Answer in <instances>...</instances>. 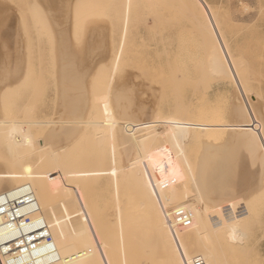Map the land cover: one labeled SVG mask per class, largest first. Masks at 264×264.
<instances>
[{
	"label": "bare ground",
	"instance_id": "obj_1",
	"mask_svg": "<svg viewBox=\"0 0 264 264\" xmlns=\"http://www.w3.org/2000/svg\"><path fill=\"white\" fill-rule=\"evenodd\" d=\"M47 1L48 2L50 1L51 4L53 5V7L56 6L53 8L54 10H57V11L60 10L59 16L62 17L64 14H66V7H67V2H68L67 0H47ZM126 1L129 2V0H125V2ZM145 1L152 3V4H154V2H156V0H145ZM162 1L164 2V0H161V1H159V3ZM197 1L180 0L178 2H182V5H185V7L187 9H189V12H187V13H190V16H191L192 22L191 21L190 22H191L192 31H194L195 33L198 32V33H200V35H202L203 46L205 47L204 49H206V50H204V52L206 51L205 53H207L205 59H207L206 61L209 63V65H207L208 64L207 62H206L207 64L204 65L203 62L201 61V63H202L201 68H202V66L205 67L203 69H204V71H206V66H207V67H209L208 71H211V70H209L211 67L214 75L217 74L219 77L224 76L226 78V76H228L229 72L227 73V75L225 73L228 70H232L230 72L232 75V74H234V73H232V72H234L233 69H235V73H236V71H237L236 69L239 68V65H241V64H237L238 61H237V63L235 62L236 60H234L231 52L229 51V48L227 47V43H226L227 42L226 37L224 35H222V33H220L223 31L222 28L220 26L217 27L218 22H217V17L215 14L216 12L212 11L213 9H211V4L209 5V3L207 4V2L204 3V2H201L200 0H199L200 4H198ZM50 2H49V4H50ZM178 2H176V3H178ZM165 3H167V2L165 1ZM165 3H163V4L165 5ZM109 4H108V6H109ZM143 4H144V2H143ZM169 4L171 5L169 8L174 6V5H172L171 2H169ZM99 5H100V3L95 6L96 8L92 7V5L90 7L88 6L89 8H87V5H85L87 8L86 11H84V8H83V10L81 8L82 11L79 10L78 8H76V9H74V11H76L77 9H78L77 12L81 11L83 13V11H84L83 15H85V12H86L85 16H87L89 14L92 15V13H90V12L87 13L88 9H89V11H91L90 8H92L93 10H95V12L96 11L99 12L98 16H96V20H98L97 17L101 16L99 14H105L104 13L105 9L102 10L103 13H101L100 10L98 11V8L101 9L100 8L101 6L99 7ZM164 5H163V7H165ZM93 6H94V4H93ZM166 6H167V4H166ZM50 7H51V5H50ZM8 8L9 7H7L5 11H7ZM176 8H173V9L171 8V9L176 10ZM115 9L116 8H114V10ZM177 10L180 12L181 8H179ZM183 10H185V9H183ZM183 10H182V12H183ZM16 12H18V14H19L20 11H16ZM81 12L77 13L78 16H80ZM171 12H173V11H171ZM179 12H177L178 15H182V13L181 12L179 13ZM113 13L115 14V11H113ZM175 13H173V14H175ZM0 14L3 15L2 12H0ZM18 14L16 13V15H18ZM75 14L73 13V16ZM93 14H94V16H91L90 19H93V18L95 19V15H97V13H93ZM118 14H119V12H118ZM162 14H164V13H162ZM29 15H30V18H32L30 13H29ZM76 15L74 16V18H76ZM83 15L81 16L82 18L84 17ZM147 15H149V14H147ZM154 16L156 17V9H155V15ZM12 17L14 18L15 16L12 15ZM19 17H21V15ZM22 17H23V15H22ZM102 17L104 18L103 15H102ZM147 17H149V16H147ZM184 17H182V18H184ZM186 18H188V17L186 16ZM33 19H34V17H33ZM80 19L81 18H79V20H77V21H79L82 25L83 23L81 21L84 19H82V20H80ZM111 19H113V18L111 17ZM100 20L101 19H99V21ZM119 20H121L120 24L118 25V30H119L120 34H119V42H118V45L116 47L114 45H112L111 49H107V46H108L107 43L102 44V42H100L97 46L94 43V46H96V51H95L96 58L92 64V66H94L95 68L92 67L91 69L94 68L95 72L93 71L94 69L90 70L91 65L88 64V63H90L89 60L86 61V59H85L86 62L84 61L83 64H81L82 62L77 60V58H76L77 61L73 60V57H71L72 52H70L68 50V48L70 49V46L72 44L70 43V45H67V44H69V43H67V41H69V40L71 41V39H72V38L69 39L70 36L68 34L70 31L67 32L68 33L67 34L66 30H65L66 28L64 29V31L58 29V30H60L57 32L58 35L62 33L61 34L62 35L61 40L63 39V43H61V44H63L64 49L59 50L57 52L61 51L62 55H60L61 53L60 54L58 53L60 56H63L65 59L70 57L71 60H73L74 62L70 61V59L68 58V60L67 59L64 60L66 62L65 63L63 61L64 58L61 59L59 57V59H61V61H62L61 64L63 63L64 65L62 66L61 69L58 67V69L61 70V72L59 74L61 76V77L59 76L61 79L60 80L61 82H59V79H55V81L57 80L59 83H61L60 89L62 90L61 91L57 88V85L59 84L58 83L56 85V88L59 91H61L62 94H60V92L58 91V94H59L58 97H61V98H59L60 102H59L58 107L57 108L55 107L56 108V114H57V117L55 120L48 122L46 120L39 119V117L34 118V119H30L31 117H29V116L31 115V113H28L29 116L26 115L28 117L23 115L30 120H23V119H22V121L18 120L17 116H12V115H9L6 112H4V105L2 106V102L0 101L1 102L0 105H1V107H3L2 108L3 110L0 109V209H4L5 206L8 204V202L10 200L9 195H10L11 190L16 189L18 187H28L31 189V193L35 196V198L38 200L39 204L41 205V213L45 217V219L48 223L50 232H51V237L48 240H45L42 242L34 239L33 237H26V238L20 240L18 242L14 252H12L11 254L10 253H8V254L1 253V250H0V264H150V263H152V264H185V261H190L191 264H193L196 259H201L203 261V264H208L209 259L210 260L214 259V258H212L213 256L211 257V255H212V254H210L211 252H213L215 257H216V255L219 254V252H220L219 250H222V249L224 250V251H222L223 253L225 252L228 254L229 249L227 247H230L231 249L233 248L235 250V251H231L230 253L238 252L240 250L238 245L241 243L242 240H243V242L246 241L245 238H244L245 240L239 238V239H241V241L239 244H236V247L234 245L231 246L233 243L228 244L227 240L224 241L227 233L225 234L224 233L225 230L223 231L221 229L222 230L221 231L219 229V228L223 227V225H221L222 221L220 222L218 220H220L221 217H223V218L225 217V219H226V218H228V216L230 217V215H232L233 217L234 216L236 217L240 212L242 213V208H241L240 204L243 202H246V201L249 203L250 199H248V196L251 194H248V193L250 191H252L251 193H253V196L251 195V199L254 200L256 195H254L255 193L253 191L255 189L259 190L258 185L264 183V178L261 177L262 175H264V173H263L264 172V170H263V168H264V155H263V159H260L258 157V155H259V152L261 151V149H260V151L257 149L258 145H260V147H261V145L264 146V137L261 138V141L257 142L258 136L260 137L261 134L264 133V130L261 128H258L257 131L254 130V131H256L255 132L256 135L251 136L249 133L245 132V131H248V130H246V129H248V128H246L248 126V124L246 123L248 120H246V122L244 121V119H245L244 117L248 114L256 116V117L259 114L258 111H256V109H255V108H258V105H255L256 107L255 106L253 107V105L255 103V99H253L252 96H254L256 93L254 95H250L251 92H248V90L246 89L247 86H246V88L244 86L245 90H247L245 92L249 93L248 94L249 96L248 95L244 96L245 92L243 93L244 90L241 87V86H243V84H240L241 86H239V84H237V86L242 88V92L240 91L241 88H239V91L238 90H236V91H238V93L240 92L242 100H244L246 102V104L241 105V103H237V102H236V104H234L235 106L233 105V103L231 104L234 106V107L232 106V110H231V114H232L231 116H233L232 120H222L218 115H215V114L212 116H209V117L203 116L202 114H200L198 116H190L189 117L190 114H189L188 110L185 112L186 115L189 114L188 117H184L186 115H185V113H184V116H183V113L181 115V112L179 111L180 109L179 110L177 109V113H179V112L180 113L175 115V116H172V117L171 116L163 117L160 114L153 117L152 114H155L154 113L155 110L154 109L152 110L151 107L149 108L148 106H145V105H142L140 107L138 106V108H136L137 110H134V107L137 106V104H135V101H137V98L139 96L134 95V94H136V93H134V87L131 89L129 87V89H127L126 85H128L130 83L129 82L130 80L128 79L129 83L126 82L127 84L123 83V85H125V86H123V85L121 86V84H119L118 87H126L125 89L119 88V90H118L116 88L117 89L116 90L114 87L111 86V82L113 81V79L117 78L119 75V74L117 75L116 74L117 72H115V71L118 69V67L121 63L127 41L129 39L131 32H132V29H133V22H134L133 21L134 20L133 19V7L129 10L127 8V14L126 15H125V13H121V19H119ZM2 21H3L2 18H0V23ZM18 21H21L20 24L23 22V20H19V19H18ZM25 21H27V20H25ZM73 21H74V24H72V25H73V28L75 29L73 32H75V33L74 34L72 33L71 35H76L77 34L76 28L78 27V26H76V24H78L79 22H77L75 19H73ZM108 21H106V22H108ZM86 22H84V24ZM91 22H89V23H91ZM144 22H146V21H144ZM157 22H158L157 20L154 21V19H153L152 27H154L156 24H158ZM7 23H8V21H7ZM9 23H11V22H9ZM32 23H33V20H32ZM38 23L41 24L40 20L38 21ZM38 23H37L36 28H38ZM60 24H62V23H60ZM159 24L157 26H159ZM21 25H19V26H21ZM33 25H34V29H36L35 28L36 24L33 23ZM74 25L76 28L74 27ZM96 25H98V24H96ZM99 25H100V23H99ZM147 25H148L147 22L144 23V26H145L144 30H146L148 28ZM22 26H24V24ZM89 26L91 28V24ZM81 27L83 29L81 33L84 34V29H87V28L85 26H81ZM83 27H85V28H83ZM102 27H104V26H102ZM93 28H94V26H93ZM163 29H165V27ZM2 30H3L2 32L4 34L8 35L9 37L13 34V27L10 24H6V26ZM153 30H154V28H153ZM94 31H95L94 34L96 35V37L100 36L101 34L103 36L101 27H95ZM192 31H190V33H192ZM25 32H26V30H25ZM112 32H113V28H112ZM141 32H143V31H141ZM217 32H219L220 34H218ZM78 33H79V31H78ZM170 34L171 33L164 34V37H169ZM223 34H224V32H223ZM25 35H27V34H25ZM25 35H23V36L25 37ZM24 37H22V38H24ZM67 37H68V40H67ZM73 37H75V36H73ZM77 38H76V40H77ZM11 39H12V37H11ZM59 39L60 38L58 37V40ZM12 41H13V39H12ZM167 41H169L168 38H167ZM22 42H23V40H22ZM57 42L55 43L56 46L59 45ZM59 42H61V41H59ZM106 42H108V41H106ZM72 43H73V41H72ZM1 45L5 46V44L3 45L2 43H1ZM1 45H0V47H1ZM25 45H26V42H25L23 48L25 47ZM27 45H26V47H27ZM26 47H25L24 51H26V49L28 48V47L27 48ZM58 47H57V49H59ZM1 49H0V51L3 50V49L2 50ZM24 51H23V54H24ZM3 55H5V54H3ZM25 55H24V58L23 57L22 58L24 59L23 61H25V63L27 64V62L25 60ZM2 57L0 59H4ZM26 57H27V55H26ZM167 58H169L168 55H167ZM74 59H75V57H74ZM236 59L238 60V58H236ZM5 60H6V58L4 60H0V62L3 63ZM105 60L106 61L108 60L112 64V67L110 64L111 68L109 70H110V72L112 70L113 73L111 72L110 74L114 75V73H115L116 75H114V77H113V75L112 76L109 75L108 80H104V81L110 82L109 86H108V84L103 85L105 87H108V88H105L106 90L104 88H102L103 86L101 84H98V86H95L97 88L96 89L93 85H97V83H100V82H98V81L96 82L94 80L98 79L100 77L99 74L102 75L106 70L105 68L108 67V66H106L104 68L103 64H101V65L104 69L102 67L96 68V66H98L99 63H101ZM54 61L55 60H53V62ZM78 61H79V63H78ZM243 61L244 60L242 59V65L245 64V63H243ZM75 62H76V64L77 63L81 64L79 67L77 64V69L75 68V65H76V64H74ZM58 63H60V62H58ZM24 64H22V65L24 66ZM54 64H53V66H55ZM61 64H59V65H61ZM106 64H109V63H106ZM121 65H122V63H121ZM123 65H124V63H123ZM237 65H238V67H237ZM2 66H4V65L2 64ZM23 66H22V68H23ZM243 66H245V65H243ZM243 66L241 67L242 69H243ZM39 67H40V65H39ZM87 67H89V68H87ZM2 68H1V70H2ZM26 68L28 70V65H27V67H25V70H26ZM241 68H239V69H241ZM96 69H101V70L98 71ZM122 69H121V71H122ZM239 69H238V71H239ZM22 70H24V68ZM25 70L23 72H25ZM54 70H55V67H54ZM174 70H176V69H174ZM58 71L59 70H57L56 73H59ZM92 71L95 74H96V71H98L99 74L98 75L96 74L97 76L95 77V79L92 76H91V78H92L91 80L89 78L90 82L93 84L91 86H93V87L90 86L88 90H92L90 88H95L97 91L100 90L101 92L99 93V91L97 92L96 90L93 91L92 93L97 92L96 95H95V93L93 94V100H92V94L87 93L88 97L91 94V100H90V97L88 98V100H86L85 99L86 94H85V91H84L82 86H87V85H84L83 82L86 79L88 80V77H90ZM121 71H119V72H121ZM124 71L125 70H123V72ZM204 71L202 73V76L205 73ZM247 71H248V69H247ZM18 72H19V70H18ZM28 72H29V70L26 73H28ZM106 72H107V70H106ZM123 72H122V74H125ZM176 73L179 74L178 71H176ZM208 73L210 75L209 74H207V75H209V77H210L212 72L211 73L208 72ZM230 73H229V75H230ZM244 73H243V75H244ZM21 74H22V72H21ZM95 74H94V76H95ZM105 74H103L102 76H105V78H106L107 74L106 75ZM171 75H172V73H171ZM237 75H238V73L235 75L236 77L234 75H232L233 77L230 76L233 78V80L235 78L237 79L235 81V83H238V80H239ZM10 76H12V78L15 79L13 77V75H11V74H9L8 77L6 76V79H4V78L0 79V82H2V81L4 82V83L2 82L3 85H0V89H3V90H1V93H2V91L5 92L4 89H6V87L10 83L13 84V82L6 81L10 78ZM26 76H27V74H25V76H23V79L21 82L20 80H21L22 76L20 78V74H19L20 80L18 81V79H19L18 78L17 80H15V82L17 83V81H18L19 83H24L25 82L24 79ZM133 76H137V75H133ZM239 76H241V75H239ZM59 77L57 76V78H59ZM140 77L143 78V75ZM248 77H249V75H248ZM102 78L103 77H101L100 79L103 80ZM129 78H130V76H129ZM144 78H146V77H144ZM205 78H204V80H206ZM11 79H9V80H11ZM13 79L11 81H13ZM26 79H27V77H26ZM118 79H121V78H118ZM130 79L133 80L132 77ZM159 79H160V77H159ZM229 79H231V78H229ZM92 80H93V82H92ZM135 80L137 81V79H135ZM27 81H28V79H27ZM88 81H87V83H90ZM231 81H232V79H231ZM240 81L242 82V79L239 80V83H240ZM246 81H248V80H246ZM94 82L96 84H94ZM114 82L117 83L116 80ZM120 82L121 81H119V83ZM162 82L165 83V81H162ZM213 82H215V80ZM251 82H253V81H251ZM35 83L38 84L37 81ZM87 83L85 82V84H87ZM133 83L134 82L132 81L131 84L133 85ZM164 83H162V85L159 86L163 90L166 88ZM202 83H204V82H202ZM245 83H246V85H248L247 82H245ZM177 84L178 83H176V85ZM13 85H11V86L9 85L11 88L8 86L10 89H7V91L8 90H10V91H8L7 94H9L11 91H12L11 93H13L14 91L12 89H14V88H15L14 90L17 91L16 88L18 86H20V87L24 86L21 84L20 85L15 84L16 87H14ZM89 85L90 84H88V86ZM148 85H149V83H148ZM137 86H138V84L136 85L135 88L138 89ZM208 86H210V85H208ZM115 87H117V86H115ZM156 87H158V86H156ZM150 88H152V86ZM114 89H115V91H114ZM175 89H177V88H175ZM249 89H250V87H249ZM19 90H21V89H19ZM88 90L86 92H88ZM102 90H104V91H102ZM33 91L35 92V90H33ZM33 91H32V93H33ZM140 91L141 90H139V92ZM194 92H196V91L194 90ZM37 93H39V92H37ZM37 93H36V95H37ZM234 93L238 94L236 92H234ZM2 94H4V93H2ZM5 96L7 97L6 94H5ZM5 96H2V97H4V99H2L3 104L5 102L4 101ZM135 96H136V98H135ZM233 96H234V94H233ZM237 96H239V95H237ZM255 96H257V95H255ZM36 97L39 98V95L35 96V98ZM257 97H259V96H257ZM160 98H161V95H160ZM142 99H143V97H142ZM234 99H233V101H234ZM33 100H36V99H33ZM89 100L91 102L94 101V103H93L94 108H95V110L97 109L96 111L98 112V115L97 116L95 115L96 116L95 119H99L97 121L95 120L96 121L95 123L97 124L96 127H97V129H101L103 131V132H101L99 130L100 131L99 134L102 133L101 135L104 136V139L99 138V135L97 137V134H96V133H98L97 129L95 130L96 132H93L94 134H96V136H95L96 138L92 135L91 136L87 135L90 137V140H89L90 142L88 140L86 142H84L85 146L88 144V142L90 145V143L92 141L93 144H95V145L97 144L96 148L102 151V152L100 151V153L97 152L96 155H93L92 157H91V155L89 156L87 154L78 155V153H77L78 147H76L77 145L74 142L75 141L74 139L77 138L76 136L78 135V137H79L80 131L85 126V124L88 123L87 120H89V122H90V119L86 118L87 115L85 116V114H87L89 112L88 111L89 109L91 112L92 106H90V105L92 103L90 104ZM138 101H139V99H138ZM145 101H147V100H145ZM159 101H161V99H159ZM233 101H231V102H233ZM142 102H144V101H142ZM144 103L146 104V102H144ZM258 103L260 104L261 102L258 101L257 104ZM189 104H191V102ZM6 105H9V104L7 103ZM33 105H34V103H33ZM87 105H88V107H87ZM147 105H149V104H147ZM89 106H90V108H89ZM27 108H29V107H27ZM32 108H29V109L31 110ZM180 108H181V106H180ZM185 108H187V107H185ZM23 109L25 111H29V110H26L25 107ZM24 110H23V114H26L24 112ZM258 110H259V108H258ZM156 111H157V108H156ZM19 113H21V111ZM238 117H240V118H238ZM88 118H89V116H88ZM262 122H261V124H262ZM90 123L92 124V122H90ZM174 125H178L180 128L182 127V129H183V131L181 129L182 132H185V131L188 132V130L190 129V131H189L190 132V138L188 135V137H187L188 140L194 141V140L200 139L202 142L203 141H205L206 143L208 142V145H210L211 142L213 143L215 141H218L217 139L222 140V139H226V138H231V139H233V141L234 140L237 141V143L239 144V148H237L239 153L237 151H235V153H237V155L234 156V159H236V157H237L238 162L236 161L235 166L233 165L234 161H233V156L231 154H229V156L227 158H225V159L223 158L224 160H222V161L221 160L217 161L214 158H211L210 154H205L204 157L201 158L200 164H198L199 167H203V169L201 168V170L199 172V177L197 178L196 170H194L195 172L192 171V173H191V170H192L191 167H193V166H190V165L192 164V162L190 161L188 156H186L187 153L184 150L185 148H183L184 146L181 147L184 151L180 148V146H178V148H180V150H176V153L178 154V156L180 154L182 155V153H181L182 151H183V155L185 154L184 156H181L182 161L180 163H179V160H180L179 157L180 156L178 157V156H176L175 153L172 152V150H173L172 148H174V144H175L174 141H177V140H175L176 138H174V141L172 142L173 137H176V136H174V134H175L174 129L176 127ZM249 125H250V122H249ZM43 126H47L45 128L47 130H44L43 135H40L39 129H41ZM96 127H94V128L92 127V128L95 129ZM173 127H174V129H173ZM88 128H90V127H88ZM263 128H264V126H263ZM249 130H250V128H249ZM81 132H83L82 134H85L84 131H81ZM105 133L108 137L106 140H105V137H106ZM82 134H80V135L82 136ZM181 135L185 139L184 135H186V134L181 133ZM87 136H86V138L85 137L84 138L87 139ZM245 137H247L249 139H247ZM97 138L100 139L101 141L103 139L102 143L104 146L106 145L105 148H103V149L98 148L100 146L102 147V143L100 142V140L98 141ZM92 139H94L95 141ZM79 140L77 138V140H76L77 143ZM104 140L106 142H104ZM181 140H183V139H181ZM183 141H181V142H183ZM96 142H98V143L100 142L99 143L100 145H98V143H96ZM154 142L157 143V146L156 147H150V146H153V145H151V143L153 144ZM224 142L221 144V142L218 141V143H220L221 145H225ZM82 143H83V141H82ZM160 143H164V144L159 145ZM215 143H213V145L217 144V143L216 144ZM233 143H231L230 145H233ZM93 144H92V148H93V146H95ZM180 145L182 146L185 144H180ZM218 145H216V146H218ZM227 145H228V143H227ZM230 145H229V147H233ZM235 145L237 146V144H235ZM203 147H204V145H203ZM174 149H176V148H174ZM139 150L143 151V153H141V155H140V153L137 154V151H139ZM178 152H180V154ZM201 152L202 151H200V154H201ZM210 153H212V152L210 151ZM232 153H233V151H232ZM235 153H234V155H235ZM262 153H263V151H262ZM197 156H198V154H197ZM198 158H199V156H198ZM107 159H109V165L105 166L103 163ZM241 162H242V168H243L242 170H240ZM198 163H199V161H198ZM243 163L245 164L246 167L244 166ZM149 166L152 170L149 168ZM197 166H196V169H197ZM175 170L177 171L176 173L178 174V176L180 173L179 177L176 176V174H175V176L178 178V183L169 185L166 180L170 179L169 176L171 174H173V171H175ZM188 170H190V173H191V175H193V177H190L191 175H190V173H188ZM258 172H260V179L256 178V175ZM188 176H189V178H188ZM101 179H109L111 181L110 185H111L112 194H113V198H114L112 201V210H111V212L106 213V214L97 210V206L95 205V203L93 202V199H91V197H89V194H88V188H90L94 184L98 183ZM124 182L131 183L134 185L133 189L135 190V193H134L135 195H133L134 197L131 196V200H128V199L123 197V196H126V193L123 195V190L125 189V188L123 189ZM164 182H165V184H164ZM165 185H167V186L169 185V186L166 187ZM263 188H264V185H262L261 189H263ZM259 191H261V190H259ZM124 192H127V191L125 190ZM260 193H262V191L259 192V195H260ZM129 196H130V194L128 195V197ZM193 197L196 198V200H194ZM258 197L259 196L257 193L255 200ZM129 199H130V197H129ZM246 199H248V200H246ZM172 204H175V206H177L181 209L182 208L187 209L188 212H186L187 214H185V216L187 215L186 218H188L193 213L192 214L193 218H191V217L188 218V219H190V221H191V219H195V221H196L197 216L199 218V214H198L199 212L198 211H200V214H202L204 211H206V212H204V214H202L204 216H205V213H209V215H206V217L209 216L210 218L203 217V218H205L204 220H203V218H201L202 216L200 218L202 219L201 220L202 222L204 221V223H205L204 226L207 227L208 224H210V226L208 225L210 228L212 226L213 233L211 234V232H212L211 229H210L211 232L208 229V231H209L208 233L211 236L213 235L212 236L213 239L211 238V236H210V238L213 240L212 242L216 244V245L215 244L214 245H215L216 251L217 250L219 251V252L217 251L218 254L215 255L216 251L214 249L212 251L213 245L212 244L210 245L211 239L208 238L207 232H206L207 237H205L206 234L203 235L205 230H204V227L202 226V222L199 221L200 218L197 219V221L199 223L196 221V223H198V226L195 224V221L194 222L191 221L192 223L186 221L187 224L191 223L192 225L190 224L191 228L187 227V231L185 230L184 233H186V232L188 233L189 230H192L193 233L191 231L190 232L192 235L194 234L192 237L190 234L189 239L191 238V241L190 240L189 241L191 243L190 242L188 243V241L186 240L188 238L185 237L186 235L183 236V234H184L183 230L184 229L181 228L182 224L178 225L179 223L176 220V217L174 216L176 213L174 212L175 211L173 209L174 205H172ZM171 205H172V207H171ZM249 205H251V204L249 203ZM247 207H248V204L246 205V208ZM168 208H170V210H168ZM171 209H173L174 211ZM190 210H191V212L189 214ZM172 212H174V214ZM234 213L237 215H234ZM226 214H227V216H225ZM176 215H178V214H176ZM206 219H209V220L212 219V220L209 221ZM225 219L221 218V220H224V222H225ZM184 220H186V219H184ZM205 220H206V222H205ZM234 220H232V221H234ZM238 220L236 223H238ZM180 221H181V219H180ZM207 221H208V224H207ZM214 221H216V222H214ZM232 221H231V223L233 224ZM218 222L220 223V227H219ZM194 224L197 226V229H198L197 231H196V229H193V228H196ZM239 224L241 225L243 223H239ZM193 225H194V227L192 228ZM213 225H214V227H213ZM217 225H218V227H217ZM235 225H238V224H235ZM215 226L217 227L216 230L219 229V231H221V232H219L218 230L216 231ZM241 226H240L238 231H240L242 233L245 227L243 228L244 225L242 227ZM228 227H226V228H228ZM224 228H225V226H224ZM237 228H238V226H237ZM241 228H243V230H241ZM199 229H202L203 233L201 232L202 230H199ZM247 230H248V227H247ZM247 230L245 228V231H247ZM198 231L200 232V234L202 233L201 236H203L204 238L200 239V237H199L200 235L198 234L199 233ZM229 231L233 232L232 234H234V232L236 230H233V231L229 230ZM196 232H198V233H196ZM230 232H229V234H230ZM221 233L224 235V238H223V235ZM245 233L246 232H244V234ZM197 234H198V236H197ZM216 234L218 235L217 237H216ZM237 234L239 235V237H242L244 235V234L243 235L241 234L242 236H240L239 232ZM214 235H215V237H214ZM219 235H222V236H219ZM235 235H236V233L232 237L237 238L238 235L236 237H235ZM180 236H183V237L180 238ZM187 236H189V235H187ZM194 236H196L197 239L194 238ZM198 237H199V240H198ZM205 238H207L208 240H206ZM221 238H223L224 240ZM194 239L198 240L199 244L202 246L201 248H198L199 244L197 242H195L196 240L194 241ZM209 239H210V241H209ZM192 240L195 243L194 246H192V244H193ZM200 240L205 241L204 242L205 247H207V246L212 247V248L209 247L211 252L209 251V253H208L209 249L203 251L202 248H204V246ZM231 240L228 239V242L231 243L230 242ZM235 240H233L234 243H238V238H237V242H235ZM215 241H217L220 244L222 242L224 245L221 244L219 246V244H217V242H215ZM207 243H209V244H207ZM226 244H227V247H226ZM200 245H199V247H200ZM224 246H225V248H223ZM237 247L239 248V250L237 249V251H236ZM242 247H244V244L242 245ZM200 249H202V250H200ZM223 253L220 252L221 255H218L215 258V260L217 258L218 259L220 258L219 260L217 259L218 261L216 260L218 262L217 264H231L229 262V260L226 259V257L222 256ZM207 255H210L209 258H207L208 260L206 259ZM220 256L223 257L222 258L223 260L221 259ZM239 256H240V254H239ZM216 261L214 262V260H213V263H212V261H210L209 263L210 264H216ZM245 264H246V262H245Z\"/></svg>",
	"mask_w": 264,
	"mask_h": 264
},
{
	"label": "rangeland",
	"instance_id": "obj_2",
	"mask_svg": "<svg viewBox=\"0 0 264 264\" xmlns=\"http://www.w3.org/2000/svg\"><path fill=\"white\" fill-rule=\"evenodd\" d=\"M67 1L68 2H67V7H66V14H64L61 17V16H59L60 15V12H59L60 10L59 11L54 10L53 8L56 7V6L53 7L51 2L49 1L50 2V4H49V2L47 0H0V5L2 6V7L0 6V9L2 10V11L0 10V12L3 13V15L0 14V18H2V20H3L1 22L2 24L0 23V42L3 45L5 44V46H2L1 43H0V45H1L0 49L1 48L3 49V50L1 49L2 51H0L1 52L0 53V58L2 56H3L2 58H4V59L6 58V60H5L6 62L5 61L3 63L0 62V67L2 66V64L4 65V66H2L3 68L1 67L2 70L0 68V70H1L0 71V79L1 78L6 79V76L8 77L9 74H11V75H13V77L15 79H13L12 76H10L9 79L12 78L13 81H11L12 79L9 80L8 78H7L8 80H6V81L13 82L14 85L10 83L9 84L10 86L13 85L14 87H16L15 84L16 85H20V84L24 85L23 87L21 86L22 88L20 86H18L16 88L17 91L14 90L15 88L12 89L14 92L11 93L12 92L11 91L9 94H7V92L10 91V90L7 91V89L11 88L9 85L8 86L10 88L7 86L6 89H4L5 92L2 91V93H4V94L1 93V90H3V89H0V93L2 94V95L0 94V96H1L0 97V101L2 102V106L4 105V112H6L7 114L12 115V116H17V119L21 120V121H22V119L23 120H30V119H34V118H37V117H39V119H41V120H46L48 122L55 120L56 117H57L56 108L58 107L59 102H60L59 98H61V97H58L59 96L58 91L61 90L60 89L61 88V83H59V82H61L60 81L61 80L60 79L61 76L59 74L61 72L60 69L64 65L63 63L61 64V62H62L61 59L64 58L63 56H60V55H62L61 51L57 52L59 50H63L64 49L63 48V44H61V43H63V39L61 40V37H62V35H61L62 33L61 32L62 31L60 32L61 34H59L60 36L58 35L57 32L60 31V30L64 31L65 28H66L65 29L66 33L69 32V31L70 32L72 31L71 33L69 32V34L67 33L70 36V37L68 36L69 39L72 38L71 41L69 40L70 42L67 41V43H69L67 45H70V43L72 44L70 46V49L68 48V50L70 52H72L71 53V57H73L74 61L77 58V60L82 62L81 64H83L85 59H86V61L89 60L90 63H88V64L91 65L90 66V70H93L95 68L94 66H92V64H93V62H94V60L96 58V55H95L96 46L100 42H102V44H104V43L106 44L107 43L108 44L107 49H111L112 45H114L115 47L118 45L119 34H120V32L118 30V25L121 22V20H119V19H121V13H125V15H126L127 14V8L129 10V9H131L133 7V19H134L133 20L134 21L133 22V29H132L131 35H130L128 41H127V44H126V47H125V50H124V55H123V58L121 60L122 65L120 63L118 69L115 71V72H117L116 74L117 75L119 74V75H118V77L116 76L117 78L113 79V81L111 82V86L114 87L115 89L117 88L118 90H119V88H122V89L124 88L125 89L127 87V89H129V87H130V89H131V88L134 87V93H136L134 95L140 97V98L138 97L137 101H135V104H137V106L134 107V110H137L136 108H138V106L140 107L142 105H145V106H148L149 108L151 107L152 110L153 109L155 110L154 111L155 114H152L153 117L158 115V114H160L163 117H169V116L172 117V116H175V115L179 114L180 112H181V115L183 113V116H184V113L188 110V112L190 114V115L188 114L189 117L190 116H198L200 114H202L203 116L209 117V116H212V115L215 114V115H218L222 120H232V118H233V116H231L232 115L231 114L232 106L234 104H236V102L237 103H241V105L246 104V102L244 100H242L240 92L238 93L239 88L242 87L243 90H244L243 93L248 90V92L252 93V94L250 93V95H254L256 93L255 95L259 96V97L255 96V95H254L255 97L252 96V98L255 99V103H254L253 107L255 105H258L259 110H258V108H255V109H256V111H258V113H259L258 116L259 117L258 116L256 117V116H253V115H250V114H248V115H246L244 117L245 118L244 119L245 122H246V120H248L246 122L248 124V126L246 127L248 129H246V130H248V131H245V132L249 133L252 136V135H256L255 132L258 130V128H261V129L264 130V128H263V126H264V0H204V1L200 0L201 2H204V3L207 2V4L209 3V5L211 4V9H213L212 11L216 12L215 14H216V17H217V22H218L217 23V27L220 26L222 28L223 31L220 32V33H222V35H224L226 37L227 47L229 48V51L231 52L234 60H236L235 62L237 63V61H238L237 64H241V65H239V68H241L243 65H245V66H243L244 70L242 68L241 69L237 68L236 69L237 71L239 69L238 72L236 71V73H235V69H233L234 72H232V73H234V74H232L234 76L238 73V75H237L238 79L239 80L242 79V82L240 81V83H239V80H238V83H235V81L237 80L236 78L233 80V78H232L233 76L230 73L232 70H228L225 73L226 75H227L228 72L230 73V75L228 73V76H226V78H225L224 76L219 77L217 74L214 75L211 67L209 69L211 71H208L209 67H207V66H206V71H204V69H203L205 67L202 66V68H201V64H202L201 61L203 62L204 65H206L208 63L206 61L207 59H205L207 53H205L206 51L204 52V50H206V49H204L205 47L203 46L202 35H200V33H198V32L195 33L194 31H192V29H191V22H192L191 16H190V13H187V12H189V9H187L185 7V5H182V2H178L180 0H176V1L175 0H164V2L163 1L160 2L161 4L159 3V1H161V0H156V2H154V4L149 3V2H147L145 0H129V2L126 1L127 3L125 2V0H109L110 2L108 0H72V1L71 0H67ZM165 1L167 3H165ZM194 1H197V0H194ZM200 1L198 0L197 3L200 4ZM143 2H144V4H143ZM169 2H171L172 5L175 6V7L172 6L171 7L172 9L176 8V7H177L176 10L181 8L180 12L182 13V15H178V13H177V12H179L178 10L176 11L175 9L172 10L171 8H169L171 6L169 4ZM176 2H178V3H176ZM99 3H100L99 7L101 6L100 7L101 9H99L97 7L98 11L100 10L101 13H103L102 10L105 9L104 10L105 14H99L101 16L97 17L98 20H96V16H98L99 12H97V11L95 12V10H93L92 8H90L91 11H89V9L87 11V13L90 12V13H92V15L89 14V15L85 16L86 12H85V15H83L84 11H86L87 8H89L91 5H92V7H95ZM163 3H165V5ZM93 4H94V6H93ZM108 4H109V6H108ZM166 4H167V6H166ZM50 5H51V7H50ZM85 5H87V8H86ZM163 5L165 7H163ZM5 7L6 8L9 7L7 9V11L9 9L11 11L10 10L8 12L5 11L6 10ZM76 8H78L79 10H81V8L83 10V8H84L83 13L81 12L82 10L77 12L78 9L76 11H74V9H76ZM114 8H116L117 10L116 9L114 10ZM154 8L156 9V17L154 16L155 15V9ZM183 9H185V10H183ZM182 10H183V12H182ZM14 11L15 12L16 11H20V12H19V14H18V12H16L18 14V15H16V13ZM113 11H115V14L113 13ZM171 11H173V12H171ZM80 12L84 16L83 18L81 17L82 16L81 14H80V16H78L77 13H80ZM118 12H119V14H118ZM29 13L31 14L32 18H30ZM73 13L77 14V15L75 14L76 18H74L75 15L73 16ZM93 13H97V15H95V19L93 17H92L93 19H90L91 16H94ZM162 13H164V14H162ZM173 13H175V14H173ZM147 14H149V15H147ZM12 15L15 16V17L13 18ZM20 15H21V17L23 15V17L22 18L19 17ZM102 15L104 16V18L102 17ZM147 16H149L150 18L147 17ZM181 16L182 17L185 16V17L182 18ZM186 16L188 18H186ZM33 17H34V19H33ZM111 17L113 19H111ZM37 18L40 20L41 24L38 23L39 20ZM79 18H81L80 20L84 19V20L81 21L83 23L82 25H81V23L79 21H77V20H79ZM18 19L19 20H23V22L21 24L22 25L24 24V26H22L20 24L21 21H18ZM31 19L33 20V23L36 24L35 28H36L37 23H38V28L34 29V25H33ZM73 19H75L77 22H79L78 24H76V26H78L77 28L74 25V27L76 28V33H77L76 35H71L72 33L73 34L75 33V32H73L75 30L73 28V25H72V24H74ZM99 19H101V20L99 21ZM153 19H154V21L157 20L158 24L160 23L159 26H157L158 24L155 23L156 25L154 24L155 26L152 27ZM25 20H27V21H25ZM7 21H8V23H7ZM106 21H108V22H106ZM144 21H146L147 24H148L147 25L148 28L146 30H144V28H145L144 23H146ZM9 22H11V23H9ZM84 22H86V23L84 24ZM89 22H91V23H89ZM60 23H62V24H60ZM99 23H100L101 26L99 25ZM6 24H10L13 27V34L10 37L2 32L3 31L2 29L6 26ZM18 24L21 25V26H19ZM90 24H91V28L89 26ZM96 24H98V25H96ZM81 26H85L87 28V29H84V34L81 33L82 30H83ZM93 26H94V28L95 27H101L103 36L101 34L100 35L101 37L100 36L96 37V35L94 34L95 31H94ZM102 26H104L105 28L102 27ZM85 27H83V28H85ZM164 27H165V29H163ZM112 28H113V32H112ZM153 28H154V30H153ZM58 29H60V30H58ZM25 30H26V32H25ZM78 31H79V33H78ZM141 31H143V32H141ZM190 31H192V33H190ZM223 32H224V34H223ZM168 33H171L170 36L169 37H164V34H168ZM217 33L220 34L219 32H217ZM25 34H27V35H25ZM23 35H25V37ZM73 36H75V37H73ZM11 37H12L13 41H12ZM22 37H24V38H22ZM58 37L60 38L59 40H58ZM68 37H67V40H68ZM76 38H77V40H76ZM167 38L169 39L170 42L167 41ZM22 40H23V42H22ZM59 41H61V42H59ZM72 41H73L74 44L72 43ZM106 41H108V42H106ZM25 42H26V45L28 44L27 45L28 48L25 45V47L27 48L26 51H24L25 47L23 48ZM56 42L59 45L56 46V44H55ZM94 43H95L96 46H94ZM57 47L59 49H57ZM22 50L24 51V54H23ZM58 53L59 54L61 53V54L59 55ZM3 54H5V55H3ZM25 54L27 55V57H26ZM24 55H25V60H26L27 64L25 63V61H23L24 60L23 59ZM167 55H168L169 58H167ZM59 57L61 59H59ZM74 57H75V59H74ZM68 58L70 59V61L74 62L73 60H71L70 57H68ZM68 58H66V59L68 60ZM236 58H238V60ZM4 59H0V60H4ZM66 59L64 58L63 61L66 60ZM242 59L244 60L243 63H245L243 65H242ZM53 60H55V61L53 62ZM79 61H78V63H79ZM105 61L99 63V65L96 66V68L97 67L101 68L102 67L101 64H103L104 68L106 66H108L107 67L108 69L105 68L107 70V72L105 70V72L103 73V74H105V73L107 74V76H106L107 79L105 78V76H102L103 75L102 73H101L102 75H100L98 73V71L101 70V69H96V70H98V71H96V74L97 75L99 74L100 77L99 78L97 77L99 80L96 79L94 81H96V82L98 81L100 83H97V85H93L90 82V80L92 79L91 76L94 77V79L97 76L94 73L95 72V69H94L93 70L94 72L92 71L90 77H88V80H89V78H90V80L88 81L86 79L83 82L84 85H87V86H82L84 91H85V94H86L85 95V99L86 100H88L89 97H90V100H91V94H92V100H93V94L95 92L94 93H92V92L97 89L95 86H98V84H101L102 86L108 84V86H109L110 82L104 81V80H108V76L109 75H111V76L113 75V74H110L112 72V70H111V72L109 70L112 67V64L108 60L106 62ZM58 62H60V63H58ZM4 63L5 64L7 63V64L5 65ZM106 63H109V64H106ZM123 63H124V65H123ZM22 64H24V66ZM53 64L55 66H53ZM59 64H61V65H59ZM74 64H76V62ZM77 64L75 65L76 69H77ZM81 64H78V67ZM110 64H111V67H110ZM27 65H28V70H29L30 73L29 72L26 73L28 71L27 68H26L27 71L25 70V67H27ZM39 65H40V67H39ZM207 65H209V63ZM22 66H23L25 72H23L24 70H22L23 69ZM54 67H55V70H54ZM58 67L60 69H58ZM92 67H94V68L91 69ZM237 67H238V65H237ZM87 68H89V67H87ZM200 68L206 73V74L204 73L203 76H202L203 71ZM121 69H122V71H121ZM174 69H176V70H174ZM247 69H248V71H247ZM18 70H19L20 73L18 72ZM57 70H59L58 71L59 73H56ZM123 70H125V71L123 72ZM119 71H121V72H119ZM176 71H178L179 74H177ZM207 71L210 72V73L212 72L210 77H209L210 74ZM21 72H22V74H21ZM122 72L125 73V74H122ZM24 73L27 74L26 77H27L28 81H27V79L25 77V79H24L25 82L24 83H19L18 81L20 80L21 76H22V78H21L20 81L22 82L23 76H25ZM171 73H172V75H171ZM243 73H244V75H243ZM19 74H20V78H19ZM94 74H95V76H94ZM116 74L114 73V75H116ZM207 74H209V75H207ZM114 75H113V77H114ZM133 75H137V76H133ZM142 75H143V78L140 77ZM239 75H241V76H239ZM248 75H249V77H248ZM57 76L58 77L60 76V77L57 78ZM129 76H130V78L132 77L133 80H131L129 78ZM230 76H232V77H230ZM101 77H103L102 78L103 80L100 79ZM144 77H146V78H144ZM159 77H160V79H159ZM118 78H121V79H118ZM204 78L206 80H204ZM229 78H231L232 81ZM244 78L246 80H248V81H246ZM17 79H18V81H17L18 84L15 82V80H17ZM55 79H59V82L57 80L55 81ZM128 79L130 80L129 81L130 83L128 82ZM135 79H137V81ZM115 80H116L117 83L114 82ZM214 80H215V82H213ZM36 81H37L38 84L35 83ZM87 81L90 82V83H87ZM119 81H121V82L119 83ZM132 81L134 82L133 85L131 84ZM162 81H165V83L162 82ZM251 81H253V82H251ZM2 82H0V85H3L4 82L3 83ZM85 82L87 84H85ZM92 82H93V80H92ZM126 82L129 83L131 86L128 84V85H126V87H118L119 84H121V86L123 85V83L127 84ZM161 82L164 83L165 86H166V88L164 90L159 87L160 85H162ZM175 82L178 83V84L176 85ZM202 82H204V83H202ZM245 82H247L248 85H246ZM148 83H149L150 86L148 85ZM88 84H90V85L88 86ZM94 84H96V83L94 82ZM137 84H138V86H137L138 89L135 88ZM237 84H239V86H241L240 84H243V86L239 87V86H237ZM56 85H57V88L59 90L56 88ZM91 85H93L96 89L95 88H90L92 90H88ZM208 85H210V86H208ZM93 86H91V87H93ZM115 86H117V87H115ZM123 86H125V85H123ZM151 86H152V88H150ZM156 86H158V87H156ZM244 86H245V88L247 86V88H246L247 90H245ZM174 87L177 88V89H175ZM249 87H250V89H249ZM102 88L105 89V88H108V87L103 86ZM242 88L240 90L241 92H242ZM19 89H21V90H19ZM115 89H114V91H115ZM33 90H35L36 93L37 92H39V93H37V95H36V93ZM87 90H88V92H86ZM139 90H141V91L139 92ZM194 90L196 92H194ZM236 90H238V91H236ZM32 91H33L34 94L32 93ZM61 91H59L60 94H62ZM98 91H99V93L101 92L100 90H98ZM102 91H104V90H102ZM234 92H236L238 94H235ZM248 92L247 93L245 92L244 96L245 95L247 96L249 94ZM87 93L88 94L91 93L89 97L87 96L88 95ZM96 93H95V95H96ZM5 94L7 95V97L5 96ZM233 94H234V96L236 98L233 96ZM38 95H39V98L38 97L35 98V96H38ZM160 95H161V98H160ZM237 95H239V96H237ZM2 96H5L4 104H3V101H2V99H4V97H2ZM136 96H135V98H136ZM142 97H143V99H142ZM33 99H36V100H33ZM138 99H139V101H138ZM159 99H161V101H159ZM233 99H234L235 102L233 101ZM145 100H147V101H145ZM142 101L146 102V104L144 102H142ZM231 101H233V102H231ZM258 101H260L261 103L257 104ZM1 102H0V104H1ZM190 102H191V104H189ZM7 103L9 105H6ZM33 103H34V105H33ZM89 103L90 104L92 103L90 105V106H92L91 107V112H90V109H89L88 110L89 112L87 114H85V116L87 115L86 118L90 119V122H92V124L89 122V120H87L88 123L85 124V126L83 127L85 130L83 128L81 130V131H84L85 134H82L83 132L80 131L79 137H78V135L76 136L78 138V140L79 139L80 140L77 143V141H76L77 138H75L74 142L77 145L76 147H78L77 148L78 149L77 150L78 155L87 154L89 156L91 155V157H92L93 155H96L97 152L100 153L101 150L97 149L96 148L97 144L96 145L93 144L92 141H91V143L89 145V142H90L89 141L90 140L89 136L92 135V136L95 137L96 134H97V137L99 135V138H103V139H104V136L101 135L102 133L99 134L100 131L101 132H103V131L101 129H97V127H96L97 124L95 122L97 120H99V119H95L96 116L98 115V112L96 111L97 109L95 110V108H94V105H93L94 101L93 102L90 101ZM232 103H233V105H231ZM147 104H149V105L151 104V105L149 106ZM90 106H89V108H90ZM180 106H181V108H180ZM22 107L23 108L25 107V109L29 110V111H25ZM27 107H29V108L33 107V108L30 110ZM87 107H88V105H87ZM185 107H187V108H185ZM2 108L3 107H1V105H0V109H2ZM156 108H157V111H156ZM177 109L178 110L180 109L179 110L180 112L178 111L179 113H177ZM23 110H24V112L26 114H23ZM20 111H21V113H19ZM28 113H31V115L29 116ZM23 115H25V116L28 115L31 118L28 119V118H26L28 116L25 117ZM185 115H186V113H185ZM188 115H186L184 117H188ZM88 116H89V118H88ZM238 118H240V117H238ZM249 122H250V125H249ZM261 122H262V124H261ZM174 126H176L175 129L173 127L174 132H175L174 136H176V137H173L172 142L174 141V138H176L175 140H177L178 142L174 141V143H175L174 144V148H176V149L172 148L173 149L172 152L175 153L176 156H178V154L176 153V150H180V148L184 146L183 148H185L184 150L187 153L186 156H188V158L192 162V164L190 165V166H193V167H191V169H192L191 173H192V171L196 170L197 178L199 177V172H200L201 168L203 169V167H199L198 164H200L201 158H203L205 154H210L211 158H214L217 161H220V160L222 161L225 158H227L229 156V154H231L233 156V161H234L233 165L235 166V164H236L235 162L236 161L238 162L237 157H236V159H234V156L237 155V153H235V151L238 152L237 148H239V144L237 143V141H235V140L233 141V139H231V138H226V139H222V140L221 139H217L219 142H221V144L225 141L224 142L225 145H221L220 143H218V141H215L217 144L215 142H213L216 145L219 144L218 146L213 145L212 142L210 143V145H208V142L207 143L205 141L202 142L200 139H197V140H194V141L188 140L187 139L188 135H189V138H190V132H189L190 129L188 130L189 133L187 131L182 132L183 131L182 127L180 128L178 125H174ZM46 127L47 126H43L41 129H39V134L40 135H43L44 130H47V129H45ZM88 127H90V128H88ZM92 127L93 128L96 127V128L93 129ZM249 128H250V130H249ZM96 129H97L98 133L94 134L93 132H96L95 131ZM181 129H182V131H181ZM254 130H256V131H254ZM181 133H185L186 134V135H184L185 139L183 138ZM80 134H82V136ZM87 135H89V136H87ZM105 135H106V133H105ZM86 136H87V139H85ZM263 137H264V133L261 134L260 137L258 136L257 142L261 141V138H263ZM107 138L108 137L106 135L105 140ZM245 138H247V137H245ZM94 139H92V140H94ZM103 139H102V141H103ZM181 139H183L185 142L183 140H181ZM247 139H249V138H247ZM87 140L89 142H88V144L86 143L88 145V146L86 145L87 146L86 147L84 142H86ZM99 140L100 139H98V141ZM105 140H104V142H106ZM82 141H83V143H82ZM102 141L100 140L101 143H102ZM181 141H183L184 143L181 142ZM96 143H98V142H96ZM99 143H98V145H100ZM227 143H228V145H227ZM231 143H233V145H230ZM92 144L95 145V146H93V148H92ZM161 144H164V143H160L159 145H161ZM180 144H185V145L181 146ZM235 144H237V146ZM151 145H153V146H150V147H156L157 143L154 142L153 144L151 143ZM203 145H204V147H203ZM229 145L233 146L235 149L233 147H229ZM178 146H180V148H178ZM258 146H257V149L259 151L261 149V151L259 152L258 157L260 159H263L264 146L263 145H261V147H260V145H258ZM105 147H106V145L104 146L103 143H102V147L100 146L98 148H102L103 149ZM141 150L137 151V154L140 153V155H141V153H143V151H141ZM183 151L182 152L180 151L182 153V155L180 154V152H178L180 154L179 155L180 157L178 156L179 159H180L179 163L182 161V157L181 156L185 155V154L183 155ZM200 151H202L201 154H200ZM210 151L212 153H210ZM232 151H233V153H232ZM262 151H263V153H262ZM234 153H235V155H234ZM197 154H198L199 158H198ZM198 161H199V163H198ZM103 164L105 166H108L109 165V159H107ZM196 166H197V169H196ZM244 166H245V164H244ZM149 168H150V166H149ZM242 169L243 168H242V162H241L240 170H242ZM263 170H264V168H263ZM176 172L177 171L175 170V171H173V174H171L170 176L168 175L169 178H170L169 179L170 181L169 180H166V181H167V183L169 185L178 183V178L176 177V176H178V174ZM188 173H190V170H188ZM191 173H190V175H191ZM175 174H176V176H175ZM179 176H180V173H179ZM189 176H188V178H189ZM190 177H193V175H191ZM261 177L264 178V175H262ZM256 178L260 179V172L257 173ZM110 182L111 181L109 179H101L98 183H96L92 187L88 188L89 197H91V199H93V202L97 206V210L102 212V213H105V214L111 212V210H112V201L114 199L113 198V194H112V189H111ZM164 184H165V182H164ZM262 185H264V183L258 185L259 186L258 187L259 190L262 191V193H260V195H259V192H261V191H259L258 189L257 190L255 189L256 191L255 190L253 191L255 193L254 195H256V196H257V193H258L259 197L256 200H255L256 196H255L254 200L251 199V195L253 196V193H251L252 191H250L248 193V194H251V195H249V196L247 195L248 199L251 200V201L249 200V203L252 206L249 205V203L246 201L248 199H246L245 201L247 203L243 202V203L240 204L241 208H242V213L240 212L238 215L234 213V215H237L236 217L235 216L233 217L232 215H230L231 218L228 216V218H226V219H225V217L224 218L221 217L222 219H225V222H224V220H221V218H220V220H218L220 222L222 221V223H223V224L221 223V225H223V227H221L219 229L220 230L222 229L223 231L225 230L224 233L225 234L227 233V235L225 236V240H224L223 239L224 235L222 234L223 233L222 232L221 234L223 235V238H221V239H223L224 241L227 240L228 244H232L233 243L231 246L234 245L236 247V244H239L241 239H244V238L246 239V241H244L245 243L242 240L241 243H240L241 245L240 244H239L240 246L238 245L240 250H239L238 247L236 248V251H237V249L239 250L238 252L230 253L231 251H235V250L233 248L231 249L230 247H227V244H226V247L229 249V253L228 254L225 253V252L223 253L222 252V251H224L223 249L219 250L221 253H223L222 256L226 257V259H228L231 264H245V262H246V264H264V188L261 189ZM165 186L168 187L167 185H165ZM133 188H134L133 184L124 182L123 195L126 193V196H123V197L128 199V200H131V196L135 195L134 194L135 190ZM125 190L127 192H124ZM129 194H130V196H129L130 199L128 197ZM193 199L196 200V198H194V197H193ZM247 204H248V207L246 208ZM172 205L175 206V204H172ZM172 205H171V207H172ZM174 206H173V209L175 211L173 209H171V210H173L176 214H178V215H176V214L174 215L176 217V220L178 221L179 224L177 222L176 223L178 225L182 224L181 228L184 229V230L182 229L183 233H184L185 230L187 231V227H190L192 225L191 221H193V222L195 221V219H191V221H190V219H188L189 217L193 218L192 217L193 213L188 218H186L187 215L185 216V214H187L186 212H188L187 209H184V208L181 209V208H179L177 206H175V207ZM168 210H170V208H168ZM174 212H172V213L174 214ZM190 212H191V210L189 211V214H190ZM198 212H199L198 213L199 214V218L201 216H202L201 218H203V217H206V215H209V213H205V216L202 215L206 211H204L203 213L201 212L202 214H200V211H198ZM225 216H227V214ZM199 218L197 216V219H199ZM201 218H200L199 221L202 220ZM206 218H210V217L208 216ZM180 219H181V221H180ZM184 219H186V220H184ZM197 219H196V221H197ZM204 219L205 218H203V220ZM212 219H210V220H212ZM206 220H209V219H206ZM206 220H205V222H206ZM232 220H234V221H232ZM237 220H238V223H236ZM186 221L187 222H191L190 223L191 225L189 223L187 224ZM196 221H195V224L198 226L199 222L197 221L198 223H196ZM216 221H214V222H216ZM231 221L233 222V224L231 223ZM203 223H204V221L202 222V226L204 227V230H205L204 233H203V230H202L203 228L199 229V230H202L201 232L203 233V235L206 234V232H207L208 238H210L211 235L208 232L211 229L212 232L211 231L210 232H211V234L213 233L212 226H211V228L209 227L210 224H208V221H207V224L209 226L206 224L207 227L204 226L205 223L204 224ZM234 223L238 224V225H235ZM239 223H243V224H241L242 226L244 225L243 228L245 227L246 230H247V227H248V230L245 231V228H244V230H243V228H241V230H243V232L241 233L240 231H238L240 226H241ZM218 224H219V227H220V223L219 222H218ZM194 225L192 226V228L194 227ZM196 225H195L196 228H193V229H196V231H197L198 229H197ZM224 226H225V228H224ZM237 226H238V228H237ZM213 227H214V225H213ZM217 227H218V225H217ZM217 227L215 226V230H216ZM226 227H228V228H226ZM208 229H209V231H208ZM219 229H217V230L219 231ZM228 229L231 230V231L236 230L234 232V234L236 233L235 237L238 235L237 234L238 232L240 233V236H242L244 234V232H246V233L244 234L245 236L244 235L242 236L243 238L239 237V235H238L237 236L238 243H234L233 240L236 239L235 242H237V238L232 237L234 234H232L233 232H230ZM190 231L192 232V230H189V232ZM221 231H219V232H221ZM191 232L189 234L187 232H186L187 234L186 233L183 234V236L186 235L185 237L188 238V239H186L184 237L188 241V243L191 241V238L189 239ZM198 232H196V233H198ZM229 232H230V234H229ZM198 234L200 235L199 236L200 239L204 238L203 236H201L200 232ZM198 234H197V236H198ZM207 234H206L205 237H207ZM187 235H189V236H187ZM193 235L191 234V237ZM222 235H219V236H222ZM183 236H180V238H182ZM212 236H211V238H212ZM217 236L218 235L216 234V237ZM199 237H198V240H199ZM214 237H215V235H214ZM194 238L197 239L196 236H194ZM227 238L229 240H231L233 238L230 241L231 243L228 242ZM239 238H241V239H239ZM196 239H194V241ZM205 239L208 240L207 238H205ZM210 239H209V241H210ZM212 239L210 241V245L212 244L213 248L211 246H209V247L212 248V251H213V249L216 251V248H215L216 244L212 242L213 241ZM198 240H196L195 242H197L199 244ZM200 241H201V243L204 246L205 245L204 244L205 241L204 240L203 241L200 240ZM215 242H217V241H215ZM192 243H193L192 246H194L195 243L193 242V240H192ZM207 244H209V243H207ZM217 244H219V246L221 244L224 245L222 242H221V244L217 242ZM243 244H244V247H242ZM199 245H198V248H201L202 246L200 245V247H199ZM207 247L204 246L205 249L202 248L203 251L204 250H208L209 247L208 248ZM223 248H225V246ZM202 249H200V250H202ZM209 251L211 252L210 249L208 250V253H209ZM216 252H215V255L218 254V252L217 253ZM220 252H219L218 255H221ZM210 254H212L211 257L213 256L212 258H214V259H212V260L209 259V262L212 261V263H213V260L215 262L218 259L217 258L215 260V258L218 255H216V257H215L213 252H211ZM239 254H240V256H239ZM209 256L210 255H207L206 259L209 258ZM223 257H221V259ZM217 261H216V264L218 263ZM209 262H208V264H210ZM150 264H152V263H150Z\"/></svg>",
	"mask_w": 264,
	"mask_h": 264
},
{
	"label": "built area",
	"instance_id": "obj_3",
	"mask_svg": "<svg viewBox=\"0 0 264 264\" xmlns=\"http://www.w3.org/2000/svg\"><path fill=\"white\" fill-rule=\"evenodd\" d=\"M10 200L0 209V250L14 252L18 242L26 237L45 241L51 237L48 223L41 213V205L28 187L10 191ZM193 264H203L196 259Z\"/></svg>",
	"mask_w": 264,
	"mask_h": 264
},
{
	"label": "snow or ice",
	"instance_id": "obj_4",
	"mask_svg": "<svg viewBox=\"0 0 264 264\" xmlns=\"http://www.w3.org/2000/svg\"><path fill=\"white\" fill-rule=\"evenodd\" d=\"M185 264H191V262L190 261H185Z\"/></svg>",
	"mask_w": 264,
	"mask_h": 264
}]
</instances>
